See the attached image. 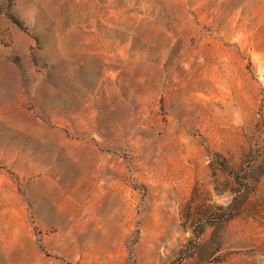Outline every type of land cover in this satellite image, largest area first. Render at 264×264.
<instances>
[{"label":"rangeland","instance_id":"rangeland-1","mask_svg":"<svg viewBox=\"0 0 264 264\" xmlns=\"http://www.w3.org/2000/svg\"><path fill=\"white\" fill-rule=\"evenodd\" d=\"M0 264H264V0H0Z\"/></svg>","mask_w":264,"mask_h":264},{"label":"trees","instance_id":"trees-1","mask_svg":"<svg viewBox=\"0 0 264 264\" xmlns=\"http://www.w3.org/2000/svg\"><path fill=\"white\" fill-rule=\"evenodd\" d=\"M250 183H252V181H250V178L247 177L244 186L245 187H249L250 186ZM235 199H237V197Z\"/></svg>","mask_w":264,"mask_h":264}]
</instances>
